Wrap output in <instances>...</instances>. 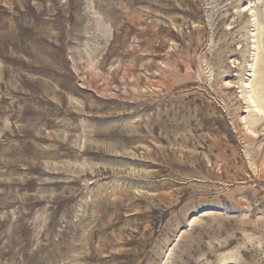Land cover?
Returning <instances> with one entry per match:
<instances>
[{
	"label": "rangeland",
	"instance_id": "1",
	"mask_svg": "<svg viewBox=\"0 0 264 264\" xmlns=\"http://www.w3.org/2000/svg\"><path fill=\"white\" fill-rule=\"evenodd\" d=\"M248 79L264 0H0V264H264Z\"/></svg>",
	"mask_w": 264,
	"mask_h": 264
},
{
	"label": "bare ground",
	"instance_id": "2",
	"mask_svg": "<svg viewBox=\"0 0 264 264\" xmlns=\"http://www.w3.org/2000/svg\"><path fill=\"white\" fill-rule=\"evenodd\" d=\"M260 82H263V81L261 80ZM260 82H255V81L251 82L248 79V81L245 83L246 88H248L250 91L244 92V99H246L248 103H251L253 105V108L251 109L250 120H249L250 125L252 126L254 125L253 129L255 128L256 124L260 123L264 119L262 115L259 114V113H262L264 110V101H262L264 95L263 93H261V91L258 88L260 85ZM253 112L255 113V115H253Z\"/></svg>",
	"mask_w": 264,
	"mask_h": 264
}]
</instances>
